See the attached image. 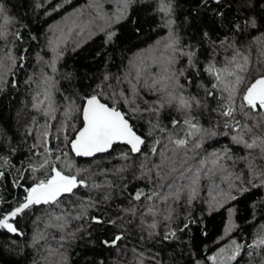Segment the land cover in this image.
<instances>
[{"label": "snow or ice", "instance_id": "6c2138e0", "mask_svg": "<svg viewBox=\"0 0 264 264\" xmlns=\"http://www.w3.org/2000/svg\"><path fill=\"white\" fill-rule=\"evenodd\" d=\"M115 2V10L106 12L103 0H93L95 16L86 23L73 20L63 38H46V47L55 57L50 62L40 57V62L48 63L55 72L67 35L73 31L82 35L101 21L105 44L115 43L120 35L117 25L135 23L130 20V10L139 0ZM177 7V0H157L166 35L128 60L122 72L102 74L91 93L81 97L82 105L71 97L58 104L55 80L47 74L25 80L38 89L31 97L35 115L25 132L33 142L26 163L21 161L16 168L9 157L17 148L0 130V190L10 185L22 192L13 204L0 191V205L8 203L6 211L0 209V230L22 237L25 233L17 227L18 218L32 219L29 247L38 254L33 264H73L78 241L93 249L114 250L112 264H163L161 253L152 249L165 243L185 244L197 223L190 208L202 177L211 180L219 178V172L228 175L225 162L235 165L242 160L248 172L243 186L237 185L238 192L264 189V0H198L195 16L189 13L184 18L187 25L196 27V20L208 16L217 30L224 26L227 31L215 37L208 26L197 27L199 38L189 40L177 31ZM0 21L3 93L17 87L16 70L24 67L25 56L13 51L23 36L21 31L9 30L13 18L2 2ZM208 100L214 102L213 107ZM205 111L220 118L211 127L200 123ZM137 120L144 121L143 133L137 130ZM217 127L227 130L224 135L231 134L232 143L244 150V156L233 159L231 148L207 153L204 141L218 134ZM102 154L123 163L104 167L99 159ZM75 158L95 159L88 167H79ZM10 169H15V177ZM241 179L236 176L237 181ZM134 181L142 186L129 192ZM227 195L233 201L238 198ZM116 197H123L128 206L117 205L115 215H110ZM259 203L264 207V200ZM177 206L184 211L177 213ZM210 207L215 210V203ZM228 212V239L222 236L225 243L213 254L198 256L187 246L190 264H240L244 256L247 264H264V224L249 240L240 242L231 236L239 227L231 218L235 208ZM126 216L139 221L137 246L126 243ZM93 225L98 227L93 229ZM106 229L115 231L97 243L94 232ZM82 259L85 264H106L104 259H88L87 254Z\"/></svg>", "mask_w": 264, "mask_h": 264}, {"label": "trees", "instance_id": "16d2710c", "mask_svg": "<svg viewBox=\"0 0 264 264\" xmlns=\"http://www.w3.org/2000/svg\"><path fill=\"white\" fill-rule=\"evenodd\" d=\"M0 2L6 5L7 14L13 18L9 30L22 32L23 40L16 42L13 51L18 56L21 54L25 56L24 67L16 70L17 87H9L5 92L0 93V130L6 133L7 138L17 148L16 153L9 157L16 168L21 167V161L26 163V158L30 155L28 149L33 142L31 137L25 136V132L30 126L31 117L35 115L31 110V97L38 89L36 84L31 86L25 84L29 76L35 80H38L42 73L53 77L58 104H65L64 97H71L77 105H82L81 97L91 93L92 87H95L102 74L109 71L114 74L122 72L128 60L149 49L167 33V30L161 27V15L156 10L157 0H139L130 10V20L135 23L125 21L117 25L120 35L113 44H105L102 21L90 25L82 35H78L76 31L67 35V42L62 45L64 49L62 58L57 60L56 71L53 72L48 63L40 62V57H43L45 62H50L55 57V53L46 47V38L51 39L54 35H61L63 38L67 29L73 27V20L77 23L81 21L86 23L95 16L93 0H0ZM177 3L175 15L177 31L185 40L191 39L192 36L199 38L196 32L197 27L208 26L207 30L215 31V37H222L227 31L224 26H220L217 30L214 21L208 16L196 20V27L187 25L184 18L189 13L192 17L195 16L198 0H177ZM115 8V0H103L104 11H114ZM22 25L25 27H21ZM81 27L83 28L84 25L82 24ZM137 28L139 33L136 32ZM9 79L11 80L12 77L9 76ZM208 79L205 77L206 83ZM190 91H199V89H190ZM200 94L203 97V93ZM208 104L210 108L214 106L211 100H208ZM57 116L60 118V113H57ZM199 119L202 125L211 127V122L220 118L214 112L205 111ZM76 123L79 126L80 121L77 119ZM136 124L137 130L143 133L144 121L137 120ZM215 131L218 133L216 136L204 141L203 147L209 155L214 151L221 152L227 148L232 149L233 159L245 155L241 147L232 143L231 134L227 136L223 134L227 131L226 129L217 127ZM92 159L95 158H75V163L79 167H88ZM99 159L107 168L118 167L123 163L108 154H102ZM225 167L228 168V175L219 172L217 173L219 178L213 177L208 180L202 177L197 185V199L192 202L190 208L197 223L192 226L185 244L177 246L174 243H165L152 249L153 252L161 253L163 264H190L187 251L189 245L191 251L198 256L202 253L213 254L219 245L224 244L228 239L225 236V227L229 221V208H235L231 218L239 227L232 232L231 236L237 241L249 240L260 224H264V207H261L259 203L264 200V189L253 188L251 191L240 194L237 185L243 186V178L248 172L246 165L242 160H237L235 165H232L231 161L225 162ZM10 172L13 177L16 176L15 169H10ZM237 175H241L240 181L236 180ZM28 183H31V180H28ZM139 186H142V182L134 181L129 185L128 191L132 192ZM0 191L7 202L13 204L15 198L22 195L20 189H14L10 185ZM228 193L235 194L238 198L233 201L228 197ZM213 197H216L215 201ZM8 203L0 205V209L6 211ZM211 203H215V210L210 207ZM117 205L127 207L128 202L123 197L114 198L110 204L112 209L110 215H115ZM183 211V208L177 206V213ZM36 215L40 213L37 212ZM16 223L25 235L19 237L0 230V264H33V258H38V254L35 249L29 247L34 229L32 219L18 218ZM97 227L93 225V229ZM125 227L129 229L126 243L129 247L137 246L140 235L138 219L126 216ZM111 231L115 229L94 232L97 243ZM202 231L207 235H203ZM222 236H225V240L220 239ZM73 251L75 252L72 256L73 264H85L82 257L86 254L88 259H104L106 264H112L111 253L114 250L100 247L93 249L90 245H86L85 241H78ZM247 260L248 257L244 256L240 264H247Z\"/></svg>", "mask_w": 264, "mask_h": 264}]
</instances>
